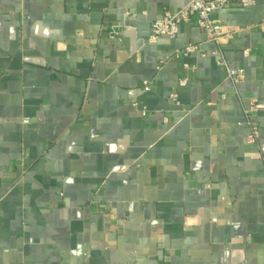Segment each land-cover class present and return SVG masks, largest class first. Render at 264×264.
Here are the masks:
<instances>
[{
	"label": "crops",
	"instance_id": "crops-1",
	"mask_svg": "<svg viewBox=\"0 0 264 264\" xmlns=\"http://www.w3.org/2000/svg\"><path fill=\"white\" fill-rule=\"evenodd\" d=\"M186 2L0 0V264H264V0Z\"/></svg>",
	"mask_w": 264,
	"mask_h": 264
},
{
	"label": "built area",
	"instance_id": "built-area-1",
	"mask_svg": "<svg viewBox=\"0 0 264 264\" xmlns=\"http://www.w3.org/2000/svg\"><path fill=\"white\" fill-rule=\"evenodd\" d=\"M232 0H187L186 4L178 11H165L163 15L156 19L151 26V33L148 41L155 43L160 37L168 36L171 38L176 37L180 31V24L183 21L195 20L197 25L206 33L208 38L212 41L219 43L222 38H233V33H224V22L216 17V15L226 7ZM258 0H236L237 4L244 9H250L257 5ZM262 32H264V18L257 25ZM119 32L114 31L112 37H116ZM196 49V45H190L186 48V53H190ZM248 52V51H247ZM216 55L220 56L219 64L226 67L229 79L238 85L245 79V70L242 68H231L223 57L220 49L215 51ZM189 83L187 77L180 79L179 85L186 86ZM150 82H144V89L149 90ZM170 100L174 104H179V95L173 92L170 95ZM258 112V104L253 101L250 107L245 111L246 124L250 128L249 139L252 142L257 141L259 137V128L256 120ZM146 114V110L143 112Z\"/></svg>",
	"mask_w": 264,
	"mask_h": 264
}]
</instances>
